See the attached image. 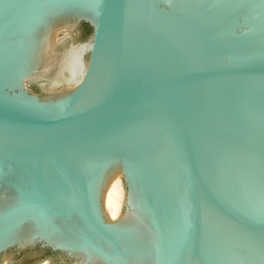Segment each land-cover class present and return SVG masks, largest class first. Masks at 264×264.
<instances>
[{
    "label": "water",
    "instance_id": "1",
    "mask_svg": "<svg viewBox=\"0 0 264 264\" xmlns=\"http://www.w3.org/2000/svg\"><path fill=\"white\" fill-rule=\"evenodd\" d=\"M44 261L264 264V0H0V264Z\"/></svg>",
    "mask_w": 264,
    "mask_h": 264
},
{
    "label": "bare ground",
    "instance_id": "2",
    "mask_svg": "<svg viewBox=\"0 0 264 264\" xmlns=\"http://www.w3.org/2000/svg\"><path fill=\"white\" fill-rule=\"evenodd\" d=\"M123 201L124 194L121 180L115 178L108 186L104 198V210L110 220H117L120 217ZM40 264H48V262L44 261Z\"/></svg>",
    "mask_w": 264,
    "mask_h": 264
},
{
    "label": "trees",
    "instance_id": "3",
    "mask_svg": "<svg viewBox=\"0 0 264 264\" xmlns=\"http://www.w3.org/2000/svg\"><path fill=\"white\" fill-rule=\"evenodd\" d=\"M90 32L89 28L86 25L82 27V35L86 36Z\"/></svg>",
    "mask_w": 264,
    "mask_h": 264
}]
</instances>
